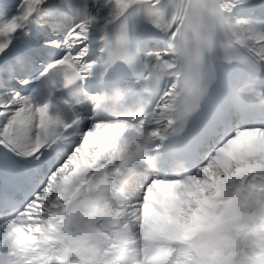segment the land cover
<instances>
[{"label":"snow or ice","instance_id":"snow-or-ice-1","mask_svg":"<svg viewBox=\"0 0 264 264\" xmlns=\"http://www.w3.org/2000/svg\"><path fill=\"white\" fill-rule=\"evenodd\" d=\"M0 264H264V0H0Z\"/></svg>","mask_w":264,"mask_h":264},{"label":"clouds","instance_id":"clouds-1","mask_svg":"<svg viewBox=\"0 0 264 264\" xmlns=\"http://www.w3.org/2000/svg\"><path fill=\"white\" fill-rule=\"evenodd\" d=\"M150 144V141L148 139L143 140L144 150L136 153L132 160L133 163L129 165V167L126 169V175L132 176L137 171V168L135 165L140 164H148V152L146 151L147 146ZM149 170H151V165H149Z\"/></svg>","mask_w":264,"mask_h":264}]
</instances>
